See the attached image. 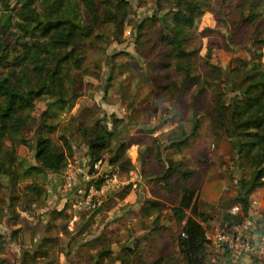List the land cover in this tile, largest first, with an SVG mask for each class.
<instances>
[{
  "label": "rangeland",
  "instance_id": "1",
  "mask_svg": "<svg viewBox=\"0 0 264 264\" xmlns=\"http://www.w3.org/2000/svg\"><path fill=\"white\" fill-rule=\"evenodd\" d=\"M86 1L0 0V43L4 45L0 50V79L9 77L24 96L32 92L27 103L16 104L11 120H17L6 122L8 130L0 137L2 149H13L17 155L16 165L7 167L9 174L0 176V257L5 264H22V252L30 249L39 257H27L25 264H91L90 257H96L98 264L122 262V257V264H183L177 242L184 222L175 221L170 211L185 184L177 175L158 183L147 171L148 176L137 185L135 202L120 206V196L129 192L131 184L129 172L121 169L124 160L116 162L124 186L98 197L95 208L81 211L82 219L76 222L73 232L66 228L63 217L50 219L51 211L57 208L45 204L46 199L58 197V193L70 195L73 191L66 193L60 185L59 189L52 186L54 180L45 174L26 173L17 185L12 184L14 176L32 162L41 124L54 127L50 137L56 148L66 149L60 137L68 140L67 154L71 158L78 151L82 153L85 146L76 128L101 121L113 131L114 146L121 141L137 142L134 151L132 145L127 149L130 160L145 154L146 166L150 167L156 161L154 153L160 152L164 158L175 159L174 164L183 163L181 167L194 171L189 183L198 193V212L203 215L205 231L212 232L223 222L236 223L227 216L228 211L240 197L238 184L244 181L249 188L252 165L245 154L238 153L235 140L226 131L236 129L240 121L231 111L232 100L244 106L242 90L247 78L264 74V47L257 41L264 33V0H202L203 11L191 24L185 18L186 8H177L176 0H91L97 18L90 15ZM26 5L40 23L27 22ZM50 7L56 12L68 10L79 22L89 25L88 35L78 40L72 50L79 65L70 62L63 67L67 94L61 96L56 84L48 80L60 54H34L35 41H46L44 32L57 24L51 19L43 24ZM106 14L116 18L106 20ZM6 16L10 18L9 25ZM250 16L252 22L244 20ZM157 17L163 18L168 31H174L178 19L185 27L184 58L172 54L173 47L162 38V23ZM18 23H24V28ZM40 88L42 92L37 93ZM60 98L66 100V106L58 110L54 106ZM3 105L0 97V106ZM16 121L23 124L12 128L11 122ZM173 130L188 137L180 151L171 147ZM19 140L26 144L19 145ZM107 157L108 153L102 158L108 160ZM34 181L49 183L50 193L55 195L37 199L43 208L47 205L44 214L49 220L44 225L25 221L19 215V210L30 203L26 185ZM204 189L213 198H208ZM258 190L247 195L249 201L259 198ZM11 197H16L14 207ZM145 201L158 205L146 216L152 214V218L141 219V203ZM9 205L12 208L8 213ZM95 215L101 219L97 228L80 235L87 228L83 227L84 220ZM132 215L136 218L130 228L110 231L108 226L115 218L124 220ZM77 230L78 234L73 235ZM126 242L134 247L135 254L121 251ZM104 249L110 254L98 256ZM258 261L264 264V258Z\"/></svg>",
  "mask_w": 264,
  "mask_h": 264
},
{
  "label": "trees",
  "instance_id": "2",
  "mask_svg": "<svg viewBox=\"0 0 264 264\" xmlns=\"http://www.w3.org/2000/svg\"><path fill=\"white\" fill-rule=\"evenodd\" d=\"M119 1L122 2V0ZM176 1L178 2L176 5L177 8H186L187 17L185 18L187 23H193L195 18L199 16L197 14H200L203 11L201 7L203 4L202 0ZM86 2L88 11L92 18H97L95 4H93L91 0H87ZM24 14L27 15V22H41L37 16L33 15V11L30 9L29 5H26ZM253 14L254 13H252V15ZM104 18L106 20H112L115 19L116 16L114 14H106L104 15ZM50 19L56 20L57 24L47 32H44L46 41H35L34 47L37 54H34L37 57H41L42 52H45L47 55H49V57H51L54 52H58L60 54L58 56V59L55 61L52 71L48 75V80L51 83L56 84L58 89L57 93L61 96L67 94V85H65L67 75L63 73V67H65V65L67 64H70V62L72 64L79 65L80 60L75 58L73 51L75 45L79 42L78 40L88 35L86 31L89 28V25H85L79 22L74 15L69 13L68 10H65L63 12H56L52 7L49 8L48 17L44 18L43 24H45ZM157 19L162 23V38L171 43L173 47L172 54L184 58L186 54L183 50L182 43L184 42L183 40L187 38V31L185 27L178 19V24L174 31H168L163 18L157 17ZM244 20L252 22V16H250L249 18H244ZM5 21H7L6 23L9 25L10 18L6 16ZM18 25V27L24 28V23H18ZM257 41L261 44V46L264 47V33L257 38ZM3 47L4 45L0 43V50H2ZM45 79L46 77H44V80ZM42 90L43 89L40 88L37 93L42 92ZM242 92L244 106H238L233 99V108L231 109V111L233 110V113H236L238 115L240 121L237 124L236 129L226 131L228 133V136L235 140L238 153L241 152L245 154L250 164L252 165V176L249 183V188L245 185L244 181L238 184L241 193L239 199H235V204H238L240 206L241 211L237 215H230L229 213L227 215L228 217H233L236 223L242 222L248 215L250 201L247 195L253 192L255 189L261 188L264 185V74L248 77ZM31 93H29L27 96H24L23 93L19 92L15 88L14 84L10 83L9 77L0 79V97H3L4 99V105L0 106V137L2 135H5L8 130V123L6 122L12 119V116L16 110V104H18L19 102L27 103L30 99ZM58 102L59 104L55 105L54 108L58 110L64 109L66 106V100L60 98ZM223 108L224 106L221 105L222 110ZM19 123H17L16 121L12 124L11 122L12 128H15L17 125L20 127V125L23 124V121ZM23 127L24 126H22L21 129ZM40 128L41 131L40 129L38 131V133L40 134H38L34 140L33 158L36 164L28 165L27 167L24 166L23 171L21 173H18V175L16 172L14 176V183H12L14 185H17L21 180H24V178L22 177L26 173H29L31 175H40L43 171H48L50 173H59L66 164L68 157L67 151H70V143L68 142V140H66L65 137H60V139L62 138L63 144L64 146H66V149H58L54 146L53 140L50 137V133L54 130V127L46 124H41ZM76 130L78 131V133H81L83 135V143L87 147V154L92 162L98 159H103L111 164H115L116 162L124 160V165L121 169L128 172L131 170V160L126 156V152L127 149H129V147L132 145V142L129 144L127 142L121 141L120 143L116 144V146H114L113 131L107 129L106 125L101 121H95L87 126L82 125L81 127H77ZM42 131L46 134H42ZM171 134L172 137L174 135V137L170 141L171 147L180 151V148L188 142L187 135H184V133L182 135L177 134L174 130L171 131ZM69 137L74 140L73 135L70 134ZM169 138L170 137H168V140ZM18 144H26V142L19 140ZM148 148L150 150L152 149L150 146ZM106 153H108V160L102 158ZM144 155L145 154L138 156V160L141 163L140 166L144 170L141 171L143 177H147V171H150L149 176H155L158 183H160L159 181H162L164 179H169L173 175H177V177L185 183L181 188V194L179 196L177 204L172 206L170 209L171 215L175 219V221L180 223L184 222L178 236L177 247H181L183 264H205L207 256V241L205 239L204 228L201 224L203 215L198 212V193L195 187L191 183H189V180H191L194 171L188 169L187 167H181L183 163L174 164L175 159H173L172 157L164 158L160 155V152L154 153V157H156L155 164H149L151 166L147 167ZM177 156L179 158L180 154H177ZM16 159L17 155L15 153V150L11 149L8 151H4L2 149L0 138V176L2 174H9L7 172V167L9 168L8 165H11V163L12 165L13 163L14 165H16ZM158 177L160 178V180L157 179ZM32 184L33 185H26L28 186V188L25 194L28 196L27 198L29 199V201H34L37 196H41L45 192V189L41 186V183L34 181ZM123 198L124 196L121 195L120 199ZM15 200L16 197H11L12 207H14V204L16 202ZM157 205L158 203L155 201H145V203H143L142 205L143 215L148 216L150 213V209L152 207H156ZM11 208L9 205L8 213L9 211H11ZM187 211L190 213V215H187ZM58 213L60 214L62 212L60 211ZM223 223L225 224V222ZM227 223L231 224L234 222ZM182 233L184 234V236H182ZM134 250V247L127 244L121 249V251L127 255L135 254ZM36 252L37 251L31 252L30 249L23 251L21 261L22 264H25L24 259L27 257L30 260L39 257ZM109 254L110 251L104 249L98 254V256H108ZM123 260L125 261V258L122 257V262ZM119 262V264H122L121 259ZM0 264H5L4 260L1 257ZM140 264L159 263L145 262Z\"/></svg>",
  "mask_w": 264,
  "mask_h": 264
},
{
  "label": "built area",
  "instance_id": "3",
  "mask_svg": "<svg viewBox=\"0 0 264 264\" xmlns=\"http://www.w3.org/2000/svg\"><path fill=\"white\" fill-rule=\"evenodd\" d=\"M61 175L62 190L66 193L73 191L72 194L65 195L69 196L67 199L72 210L67 220L69 230L74 228L80 211L95 208L99 205L98 197L119 191L125 183L118 167L103 159L92 162L89 158L85 162L84 159L73 158L64 166ZM260 205L259 198H252L248 215L242 222L223 223L212 232L204 229L207 248L214 250V254L209 256V264H216L217 254L224 253H228L234 263L245 256L254 257L253 260L258 256L264 258V231L258 230V224H264V207L260 210ZM240 211V206L234 204L228 212L230 215H237Z\"/></svg>",
  "mask_w": 264,
  "mask_h": 264
},
{
  "label": "crops",
  "instance_id": "4",
  "mask_svg": "<svg viewBox=\"0 0 264 264\" xmlns=\"http://www.w3.org/2000/svg\"><path fill=\"white\" fill-rule=\"evenodd\" d=\"M136 145H137V142H134V143L132 142V146H131L132 150L131 151H134L133 149H135ZM135 151L137 152V150H135ZM71 158L72 159L73 158L84 159L85 162H88L89 157L87 154V147L84 146V151H82V153H80L78 151ZM71 158L67 157L66 162L71 161ZM33 164L35 165L36 163L34 161V158L32 157V162L29 165H33ZM131 164H132L131 165L132 168L129 171L130 178L128 181L131 184V186H130L129 192L126 195L124 194V198L120 199L121 200V202L119 203L120 206H123V204H133V202H135V199L137 196L136 195L137 185L140 186V183L143 180V175L141 172L143 169L140 166L141 163L139 162V160L138 159L136 160V158L131 157ZM61 172H62V170L59 173H50L48 171H43L40 174V176H43V174H45L46 176L52 178L54 180V184L51 183L52 186L57 187L58 185H60V189H62V187H61V183H62ZM41 186L45 189L44 194L41 196H37L33 202L30 201V203H28V205L26 207H23V208H21V210H19V215H20L21 219H23L25 221H29V222H38V223L44 225V223L48 222V220H49V218L47 217L48 215L44 214V212L47 213V210L45 208H47L48 203H50V205H52L54 208H57V209H54L53 211H51L50 219L54 220V219H57L59 217H63L64 219L68 220V218L71 216V212H72L71 207H69L70 202L67 199L69 196L65 197L66 194L62 195V194L58 193L57 194L58 197H56L54 194L50 193L51 188L49 186V183H45V184L41 183ZM257 193L259 194V199L261 201L260 210H263V207H264V188H262V189L259 188ZM48 194L55 196L54 197L55 199L51 198L49 196L50 198H48V200L46 199V201H45V204L47 202V205L43 208L42 207L43 205H41V203L39 201H37V199L40 197L44 200L46 198V195L48 196ZM204 194H206V196L208 198H213V196H214L211 193L209 194L206 189H204ZM141 204L143 205V203H141ZM137 205H139V202L134 204L133 206L136 207ZM60 211L62 213L59 214L58 212H60ZM82 211H84V210H82ZM80 212H79V217H78L79 222L82 219V216H80ZM143 216H140L138 218H141V219L152 218V214H150L149 217H146L145 215H143ZM135 218L136 217L133 215L131 217L124 218V220H121V219L116 220V218H115V220L111 224H109L108 227L110 228V231H113V233H116L118 227L121 228V231H122V229L130 228L133 225ZM99 222H101L100 215H98V216L95 215V217H93L92 219H85L84 223H83V227H87V228L84 230L82 229V231L79 232V233H81L80 235L85 236L88 231H90V230L94 231L95 228H97ZM259 223H261V221ZM263 226H264V224H262V223H261V225L258 224V230L261 232L264 231ZM66 228H67V226H66ZM74 229H75V226L72 230H69V229L68 230L70 232H73ZM258 230L254 231V233L256 234ZM77 232H78V230L75 231V234ZM63 233H64V231H62V233L58 232L59 235H62ZM87 244L89 245V243H87ZM126 244H127V242L124 243L123 246H125ZM66 246L69 247L68 243H66ZM206 254H207V256H206L205 263L209 264V259H210L209 256L211 254H214V250L207 248ZM253 259H254V257L245 256L239 262L234 263L231 261L229 254L224 253V254H217L216 264H258V262H259L258 260H260L262 258L258 256V257H256L255 260H253ZM89 260H90L91 264H98V259L96 257L93 259L90 257ZM119 263H120L119 261L114 262V264H119Z\"/></svg>",
  "mask_w": 264,
  "mask_h": 264
}]
</instances>
